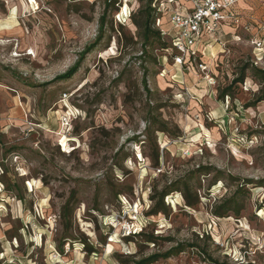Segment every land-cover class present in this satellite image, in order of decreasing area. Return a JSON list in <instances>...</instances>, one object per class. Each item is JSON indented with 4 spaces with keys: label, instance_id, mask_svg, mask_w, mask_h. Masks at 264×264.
Instances as JSON below:
<instances>
[{
    "label": "rangeland",
    "instance_id": "rangeland-1",
    "mask_svg": "<svg viewBox=\"0 0 264 264\" xmlns=\"http://www.w3.org/2000/svg\"><path fill=\"white\" fill-rule=\"evenodd\" d=\"M33 1L0 0V264L180 245L151 264H264V0H238L240 22L199 43L206 71L176 63L165 14L145 47L147 0Z\"/></svg>",
    "mask_w": 264,
    "mask_h": 264
},
{
    "label": "built area",
    "instance_id": "built-area-1",
    "mask_svg": "<svg viewBox=\"0 0 264 264\" xmlns=\"http://www.w3.org/2000/svg\"><path fill=\"white\" fill-rule=\"evenodd\" d=\"M191 7L186 9L179 0H156V25L160 27L162 16L167 15L172 25V48L176 51V63L187 69L198 67L206 71L208 66L199 62L195 65L192 57L197 55L198 45L210 34H217L225 25L240 22L235 4L238 0H188ZM176 9H175V8ZM161 14V16H159ZM162 34L166 31L163 28ZM258 51H264V41L255 42ZM261 55V54H260ZM208 76V75H207ZM2 171L0 170V174ZM4 186L0 182V211L5 209L7 201L2 196Z\"/></svg>",
    "mask_w": 264,
    "mask_h": 264
},
{
    "label": "trees",
    "instance_id": "trees-1",
    "mask_svg": "<svg viewBox=\"0 0 264 264\" xmlns=\"http://www.w3.org/2000/svg\"><path fill=\"white\" fill-rule=\"evenodd\" d=\"M155 3H156V0H147L141 9V11L144 14V20L141 24H139V27L142 30V35L144 38L145 47L149 43H151L152 39H156L159 43H164L162 30L160 28L156 27V19H157L158 15L156 12ZM104 19H105V15H103L101 18V25H100L101 32H102L103 27H104ZM163 47H165V46H163ZM78 65L79 64H76L66 74L59 76V79H65V78L71 77L77 71ZM260 72L264 75V70H260ZM243 78H244V76H242L241 78H238L236 81H242ZM228 91H229V88H227L224 92H222L221 98H223L225 96V94H228ZM262 100H264V93L260 97H258V99L256 101L259 102ZM175 190H177V189H175ZM194 204H195L194 202H191L188 200L189 206H192ZM69 205H70V201H67V203L63 206V209H62V216H63L64 221H66L65 222V228L66 229H68V227H69V223H70L69 219H70V217L74 211L73 208L71 209ZM232 205H233V197L226 199L223 202V204L220 206L221 209H216L214 211V213L217 216H225V214L228 211L232 210ZM159 211H160V209H155V210H153L152 213H157ZM67 214L69 216V219L66 218ZM66 238H67V236H66ZM184 248H185L184 245H180L179 247H175V248H173V249H171V250H169L163 254H153V255L147 256L141 260L135 261V264H151V263L159 260L160 258H167V257H170L171 255L177 254V253L183 251ZM61 250H62V248H61ZM88 251H91V249H88Z\"/></svg>",
    "mask_w": 264,
    "mask_h": 264
},
{
    "label": "bare ground",
    "instance_id": "bare-ground-1",
    "mask_svg": "<svg viewBox=\"0 0 264 264\" xmlns=\"http://www.w3.org/2000/svg\"><path fill=\"white\" fill-rule=\"evenodd\" d=\"M31 3H34V1L33 0H31ZM35 4V3H34ZM30 53H32L33 54V51L32 52H30ZM62 144L63 145H65L66 144V137H64L63 139H62ZM66 146V145H65ZM29 185H31L32 186V183L30 182V184ZM261 212V211H260ZM113 241V240H112Z\"/></svg>",
    "mask_w": 264,
    "mask_h": 264
},
{
    "label": "crops",
    "instance_id": "crops-1",
    "mask_svg": "<svg viewBox=\"0 0 264 264\" xmlns=\"http://www.w3.org/2000/svg\"><path fill=\"white\" fill-rule=\"evenodd\" d=\"M225 26H227V25H225ZM225 26H223V27H222V29H226V27H225ZM224 27H225V28H224Z\"/></svg>",
    "mask_w": 264,
    "mask_h": 264
}]
</instances>
